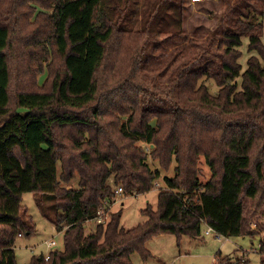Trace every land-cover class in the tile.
<instances>
[{
	"label": "trees",
	"instance_id": "1",
	"mask_svg": "<svg viewBox=\"0 0 264 264\" xmlns=\"http://www.w3.org/2000/svg\"><path fill=\"white\" fill-rule=\"evenodd\" d=\"M224 1L223 31L197 41L180 39L183 0L148 2L140 29L128 13L136 0H0V264H18L16 239L34 231L26 192L52 195L51 222L64 239L27 264H133L135 252L151 256L152 237L198 238L206 225L258 236L249 217L264 200V0ZM245 37L257 55L241 72ZM169 44L176 49L164 58ZM147 45L156 54L143 59ZM140 142L154 145L163 169L174 162L156 208L128 229L111 212L86 233L115 186L132 195L160 177Z\"/></svg>",
	"mask_w": 264,
	"mask_h": 264
},
{
	"label": "rangeland",
	"instance_id": "2",
	"mask_svg": "<svg viewBox=\"0 0 264 264\" xmlns=\"http://www.w3.org/2000/svg\"><path fill=\"white\" fill-rule=\"evenodd\" d=\"M151 0H136V4H130L131 20L136 22L137 29L142 27L143 19V6H147V3ZM110 5H114L113 0H108ZM169 3V2H168ZM121 5V3L119 2ZM168 13H175V9L164 7ZM226 11L224 0H211L207 2L190 4L188 0L182 2V16L181 25L179 28L183 35L192 37L197 41H203V38L209 34L219 35L225 28L222 24V16ZM119 13V10L116 14ZM119 16V15H118ZM170 19V17H169ZM160 25H156V28ZM176 27V26H174ZM173 27V28H174ZM155 42L160 38L155 37ZM264 44V20H263V33L261 37ZM182 45H185V41H182ZM176 47L167 45L161 49L160 53L165 58L166 55H170L171 51L174 52ZM241 56L239 63L241 64V72L247 67V60L252 55H257L256 51L249 50V41L247 37L243 38L240 46ZM157 53V54H160ZM151 54H156V51H152L151 45H147L145 52L142 54V58L146 59ZM161 54V55H162ZM162 60V59H161ZM151 61V65L159 63L161 61ZM45 74H39L38 80L40 83L44 80ZM241 80V78H239ZM162 83V82H161ZM160 84V83H159ZM165 84H167L165 82ZM206 85L209 92L216 95L218 92V86L213 80H208ZM154 122H152L153 124ZM142 146L146 147L147 163L151 169H159L160 177L156 179L154 187L146 192L136 193L132 195H116L115 201L109 206L107 214H102L103 223L109 219V213L120 211L121 218L120 224L123 228L128 229L136 226L137 224L146 220V215L143 214V209L150 206L155 209L157 206V195L160 187H164L163 177L165 175L171 176L174 174V162H172L169 170H165L159 165L156 159H153L150 155L151 149L154 145H147L140 142ZM202 165V178L206 179L209 176L208 167L205 164ZM264 170V167H263ZM71 184L77 185V179H73ZM65 185V183H62ZM21 203L27 211V215L32 218V224L34 225V231L30 235L19 234L14 244V253L16 256V262L18 264L29 263L33 255H44L54 249H63L64 239L63 233L58 232L51 219L55 215L56 209L54 207V200L49 193H37L26 192L22 194ZM250 204L253 201L246 198L245 208L248 210ZM251 218V219H250ZM98 223L95 220L86 222L85 232H90ZM249 226L253 230L257 237L250 238L248 236H221L217 239L214 234L205 235L204 228L198 238H190L187 235L181 236L178 239L174 235L161 234L152 237L146 242V247L149 250L151 256L143 260L139 253H133L131 256L133 264H235L236 260L242 263L261 264L264 260V250L259 252V240L264 243V200L261 206L256 209L255 214L249 217ZM48 241H54L52 247H47ZM179 242V243H178ZM219 258V259H217ZM45 259V258H44ZM230 262H226L227 260Z\"/></svg>",
	"mask_w": 264,
	"mask_h": 264
},
{
	"label": "built area",
	"instance_id": "3",
	"mask_svg": "<svg viewBox=\"0 0 264 264\" xmlns=\"http://www.w3.org/2000/svg\"><path fill=\"white\" fill-rule=\"evenodd\" d=\"M188 1L190 2V4H197V3L207 2V1H211V0H188ZM212 1H213V0H212ZM114 192H115V194L118 196V195H121V194L123 193V189H122L121 186H115V187H114ZM103 213H104V212H102V211H99V212H98V215H97V217L95 218L96 221H97L98 223L102 221V214H103ZM95 219H94V220H95ZM203 232H204L205 235H211V234H214V236H215L217 239H220V237H221L217 232H215V231H214L211 227H209L208 225L205 226ZM53 242H54V241H48V242L46 243V246H47V247H52V246L54 245ZM259 246H260V243H259ZM44 258H45V260H47V259L49 258V253L45 254V255H44Z\"/></svg>",
	"mask_w": 264,
	"mask_h": 264
},
{
	"label": "crops",
	"instance_id": "4",
	"mask_svg": "<svg viewBox=\"0 0 264 264\" xmlns=\"http://www.w3.org/2000/svg\"><path fill=\"white\" fill-rule=\"evenodd\" d=\"M205 228V227H204Z\"/></svg>",
	"mask_w": 264,
	"mask_h": 264
}]
</instances>
